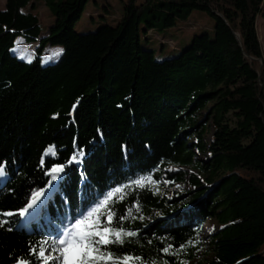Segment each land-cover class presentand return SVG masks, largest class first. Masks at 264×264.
<instances>
[{
	"label": "trees",
	"instance_id": "trees-1",
	"mask_svg": "<svg viewBox=\"0 0 264 264\" xmlns=\"http://www.w3.org/2000/svg\"><path fill=\"white\" fill-rule=\"evenodd\" d=\"M87 2L5 0L0 9V212L22 207L48 181L53 162L78 157L47 212L26 227L18 214L0 215L7 221L0 264H39L30 247L55 237L100 193L141 176L155 182L129 187L123 201L117 193L112 202L117 217H127L119 225L136 235L108 250L142 264H187L199 249L201 225L213 219L221 229L207 242V264H264V58L257 32L264 0H122L117 27L79 34L73 26ZM41 5L54 18L45 34ZM195 10L215 19L212 39L196 36L162 61L142 48L141 33L147 41L149 32L175 28ZM19 37L38 44L30 63L11 53ZM47 46L63 49L57 61L42 62ZM50 146L54 154H45ZM185 179V197L160 194L163 181Z\"/></svg>",
	"mask_w": 264,
	"mask_h": 264
},
{
	"label": "snow or ice",
	"instance_id": "snow-or-ice-1",
	"mask_svg": "<svg viewBox=\"0 0 264 264\" xmlns=\"http://www.w3.org/2000/svg\"><path fill=\"white\" fill-rule=\"evenodd\" d=\"M62 49L52 53L53 58L62 53ZM21 59H27L30 63L32 57L21 55ZM45 62V61H42ZM75 107V106H74ZM54 154V149L50 146L45 150V154ZM84 155L83 150H79V156ZM77 153H73L67 163L53 162L47 168L45 175L49 176L48 181L43 187L33 189L27 202L16 212L11 210L0 212V215L12 217L19 215L25 217L30 213L39 216L48 211V201L56 194L63 195L64 182L67 177L65 172L68 164L77 161ZM43 157L41 164L43 165ZM6 162H0V177L6 173ZM146 182L152 181V178L141 176L137 179H129L127 184L118 183L116 187L110 188L106 193H100L101 199H93L88 205L82 208L77 215L73 216L71 221L64 225L61 229H57L55 237L49 240L42 237L37 245L29 248V256L36 257L39 264H136L141 262L142 258L124 254L122 256L114 254L108 250V246L120 243L123 244V237H132L136 233L126 230L117 222L125 220L127 217L119 215L114 211L112 202L117 193L120 195L119 200L123 201L125 190L129 187L138 186L145 187ZM52 190V191H49ZM137 210L139 205L134 202ZM7 221L0 220V226L6 224ZM63 224V221H61ZM181 248L184 244L180 245ZM172 245H168L161 249L162 252L168 253ZM15 264H32L28 258H16ZM152 264H155L153 261Z\"/></svg>",
	"mask_w": 264,
	"mask_h": 264
},
{
	"label": "rangeland",
	"instance_id": "rangeland-1",
	"mask_svg": "<svg viewBox=\"0 0 264 264\" xmlns=\"http://www.w3.org/2000/svg\"><path fill=\"white\" fill-rule=\"evenodd\" d=\"M143 1L144 0H136V4L139 5L143 3ZM4 2L5 0H0V9L3 8ZM36 14L41 19V33L45 34L48 28L53 25L54 18L50 14L49 10L42 5L36 8ZM122 14V0H88L84 6L81 17L74 24L73 29L79 34H87L94 33L101 27L115 28L119 25ZM214 26L215 19L213 17L209 16L205 12L195 10L191 13L185 23L178 24L175 28L167 30L166 32H149L147 35V41L145 40L144 34L141 33V45L144 50L153 52L154 59L156 61L170 59L177 57L191 44L193 38L196 36L207 34L209 38L212 39L214 37ZM257 32L264 58V18L261 16L257 18ZM37 47L38 44L28 43L24 38L19 37L16 39L15 46L11 50V53L18 56L19 59H21L20 57L22 54L25 56H31L33 59L36 56ZM60 49L62 48L59 46H47L41 57V60L45 61L43 63H51L58 60L63 51L58 56L54 57L53 61L49 57L52 56L53 52ZM46 59H50V61L46 62ZM21 60L28 62L27 59ZM200 120H202V117H200ZM181 170L188 173L193 172L192 169L185 167H169L170 172H177ZM187 185L186 179L180 182H172L171 185H167L163 181L160 188V194H164L168 199L183 198L189 190ZM36 216L37 215L35 213L26 215L24 217L26 220L23 224L26 225L28 220L34 219ZM219 229H221V227L215 220L205 219L204 223L200 227V232L196 241V243L199 244V249L196 251L195 258L187 264H207L211 258V251L207 242L210 236Z\"/></svg>",
	"mask_w": 264,
	"mask_h": 264
},
{
	"label": "crops",
	"instance_id": "crops-1",
	"mask_svg": "<svg viewBox=\"0 0 264 264\" xmlns=\"http://www.w3.org/2000/svg\"><path fill=\"white\" fill-rule=\"evenodd\" d=\"M46 53H48V52H46ZM50 59H52V61H53V59H54V57L53 58H50ZM50 59H46V62H48V61H50ZM57 61V60H56ZM55 62V61H54ZM52 63V62H51Z\"/></svg>",
	"mask_w": 264,
	"mask_h": 264
},
{
	"label": "bare ground",
	"instance_id": "bare-ground-1",
	"mask_svg": "<svg viewBox=\"0 0 264 264\" xmlns=\"http://www.w3.org/2000/svg\"><path fill=\"white\" fill-rule=\"evenodd\" d=\"M34 215V214H33Z\"/></svg>",
	"mask_w": 264,
	"mask_h": 264
}]
</instances>
